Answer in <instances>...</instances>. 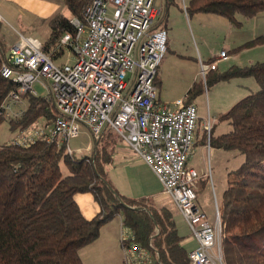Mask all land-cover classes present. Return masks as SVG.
<instances>
[{
  "label": "trees",
  "instance_id": "obj_1",
  "mask_svg": "<svg viewBox=\"0 0 264 264\" xmlns=\"http://www.w3.org/2000/svg\"><path fill=\"white\" fill-rule=\"evenodd\" d=\"M165 12L178 0H162ZM92 0H62L73 16L83 21L84 9ZM186 12L214 14L240 24L238 16L252 18L264 12V0H190ZM160 16L155 28L165 29ZM0 23V107L18 84L2 76V66L11 44L1 32ZM45 51L54 60L63 56L56 49L60 38L76 29L61 12L49 21ZM264 45V36L236 48L238 53ZM236 77H254L259 90L236 103L221 115L229 121L228 133L213 137L218 149L244 156L241 166L231 172L223 194L221 221L226 264H264V61L247 67L232 66L225 72L212 70L204 83L195 84L189 99L204 92L205 86ZM157 85V79H156ZM24 114L19 119L0 115V125L8 120L12 131L22 132L40 119L45 125L58 117L53 100L25 95ZM188 103H191L188 101ZM117 134L107 127L94 140L90 152L70 155L66 145L38 139L30 145L0 143V264H83L80 250L96 241L101 226L120 216L135 242L146 248L156 264H191L183 246L172 210L141 199L121 196L107 179L113 162ZM63 165L68 173L63 172ZM92 192L101 211L92 219L84 217L74 198Z\"/></svg>",
  "mask_w": 264,
  "mask_h": 264
},
{
  "label": "built area",
  "instance_id": "obj_2",
  "mask_svg": "<svg viewBox=\"0 0 264 264\" xmlns=\"http://www.w3.org/2000/svg\"><path fill=\"white\" fill-rule=\"evenodd\" d=\"M157 1L92 0L83 21L69 19L75 34H64L56 46L73 50V65L58 64L43 41L18 33L1 70L18 89L3 102L0 115L21 118L26 109L21 108L22 97H39L35 89L39 85L48 92L45 98L53 100L58 117L50 125H33L22 132L18 143L30 145L41 138L66 145L73 155L69 141L78 138L82 128L96 140L110 127L152 170L186 220L198 243L189 253L191 264H226L220 208L215 202V220L209 222L197 204L200 175L187 166L196 139L197 107L187 98L172 104L158 98L156 79L168 51V32L154 27L162 14ZM227 57L222 51L212 63L201 64L204 81ZM204 129L210 133V123ZM124 229V263L156 264L154 256Z\"/></svg>",
  "mask_w": 264,
  "mask_h": 264
},
{
  "label": "rangeland",
  "instance_id": "obj_3",
  "mask_svg": "<svg viewBox=\"0 0 264 264\" xmlns=\"http://www.w3.org/2000/svg\"><path fill=\"white\" fill-rule=\"evenodd\" d=\"M161 1H157V5L160 8ZM189 2L190 0H178V4L175 6H178L181 11L175 7L171 8L168 37L172 39V42L170 47H168L165 60H172L174 51L179 50L184 55L192 57L191 61L185 59L182 64L185 63L192 66L195 63V59L198 58L196 47L202 51L203 48L207 47L210 50L211 58H214L222 49L229 46L227 49L230 58L219 65V72H225L232 66H250L251 64L248 61L253 56L256 63L264 61V50L259 51L257 49L259 47H255L254 51L240 50L238 53H241V57L238 61H233L231 57L237 53L234 50L240 47H237L238 41H246L245 39H249L248 37L256 39L261 37V35L264 36V12L252 18H245L240 15L238 16L240 24H233L228 19L214 14L188 13L185 8L189 6ZM62 7V0H0V14L4 17L1 32L11 45L18 39L17 31L45 41L50 32L49 21L62 10ZM63 11L67 12L66 9H63ZM185 25H187V30ZM198 31L204 36L202 43L200 42ZM233 44L234 46H230ZM63 49V56L57 60V63L73 65L75 53L68 46ZM222 82L223 85H218V83L209 85L207 93L204 89V93H200L193 98L199 114L203 116V121L206 124L210 123L214 138L231 130L229 121L221 119V115L230 111L236 103L248 95L259 90L254 77H236L229 82ZM161 84V89L158 87L157 90L162 92V100L167 102V97L172 96L176 92L179 81L176 75L169 74ZM35 89L40 97H47L48 92L39 85H35ZM236 92L241 94L227 103L226 99L228 96H233ZM26 106L27 102L25 100L23 107ZM34 126L44 127L45 121L40 119ZM211 132L198 134L195 152L188 166L196 167L202 177H204L205 182L201 184L197 194V204L201 211L207 214V220L214 222L215 201L221 208L223 193L228 188L231 179L230 174L241 166L245 158L235 151H226L211 146ZM20 138L21 133L12 131L8 120L1 123L0 143L18 142ZM116 142L113 162L107 167V179L112 187L121 196L130 200L139 201L146 199V201L153 202L158 207H169L173 212L179 233L183 236L191 235L194 238L186 220L177 211L172 198L163 193V187L152 170L119 136ZM90 144L93 146L94 139L87 128H82L79 137L69 141V146L76 154L79 153V150L82 153L90 152L91 149L87 150ZM63 172L65 174L68 173L64 165ZM74 198L87 219L94 218L101 211V205L92 192L77 193ZM124 231L120 216L106 221L101 226L99 237L95 241L96 246H101L100 254H107L105 250L107 242H119V245L122 246L121 240ZM109 252L110 254L113 252L111 246L109 247ZM111 258L113 260L116 259L114 255Z\"/></svg>",
  "mask_w": 264,
  "mask_h": 264
},
{
  "label": "crops",
  "instance_id": "obj_4",
  "mask_svg": "<svg viewBox=\"0 0 264 264\" xmlns=\"http://www.w3.org/2000/svg\"><path fill=\"white\" fill-rule=\"evenodd\" d=\"M160 3H161V8H162V14H161V16L163 17V19H162L163 24L162 25L167 30L168 36H169V28L170 27L168 26V22H169V16H170L171 8L172 7H175L176 9H179V11H181V10H180V8L178 6L172 5L165 12V5L163 4V1H161ZM63 9H66L67 12H64ZM185 10H186V8H185ZM60 12L65 17H67L68 19H70V18L73 17L71 11L67 7H62V10ZM3 20H4V17H3ZM185 27H186V30H187V25H185ZM18 33H21V32H18L17 31V36H18ZM197 33L199 34L200 42L202 43L204 41V36L199 31ZM194 36H195V34H194ZM189 37H190V33H189ZM248 38L249 39H245L246 41H238L239 43H237V47L238 46H241L242 44H244L246 42H249V41L253 40V38H251V37H248ZM171 42H172V39H169V37H168V47H170V43ZM230 46H234V44L233 45H230ZM257 47H259V48H257ZM227 48H229V46H226L224 49H222L220 51V53L222 51H226L227 54H228V57L217 65L216 70H218V71H219V65H221L227 59L230 58V54H229V51H228ZM256 48L259 49V51H262V50H264V45L256 46ZM256 48L255 47H252L251 49L249 48L246 51H254V49H256ZM169 50H170V48H169ZM196 52H197L198 58L195 59V63L192 66H190V64H185V63L182 64L183 60L188 59L189 61H191L192 57H189V56L184 55L179 50L174 51V56H173L172 60H169V59H166L165 60L164 59L162 65H161V67L159 69V72H158L157 85H156L157 89H158V87H159V89H161V85H162L161 83H163V80L165 81L166 76L169 75V74L170 75H172V74L176 75V78L179 81V84L176 87V92L173 93L172 96H168L167 97V99H166L167 102H165V101L162 100V97H161L162 92L161 91L158 92V98H159V101L161 103L172 104L176 100H180V99L187 98L188 101H190L191 103H193L195 105L194 99H189V91L192 89V87L195 84H197V83H204L205 82L204 79H203V77H202V75H201V64L202 63L203 64L212 63L213 61H215L220 56V53H219L214 58H211L210 50H208L207 47L206 48H203V51L201 49H199V48L196 47ZM231 57H232V60L233 61H238V60H240L241 53H236V54L232 55ZM248 62L251 65L255 64L256 63L255 62V57L254 56L253 57H250ZM244 66L247 67V65H244ZM218 85H223V82H218ZM204 89H205V91L207 93V90H209V87L205 86ZM239 94H241V93L236 92L233 96H228L227 99L225 98L226 99V102L228 103V102L232 101L237 96H239ZM195 106L197 107V105H195ZM21 108H24V107L22 106ZM197 110H198V107H197ZM198 116H199V119H198L197 131H196L195 144H194V148H193L192 154L189 157L188 164H189V162L191 160L192 155L195 152V145L198 142V140H197L198 134L199 133H205L206 134V132L204 130V125L206 123L203 121V116H201L199 114V110H198ZM212 132H213V129H212ZM220 135H218V136H220ZM188 164H187V166H188ZM190 168H194V169H196L198 171V169L196 167H193L192 166ZM198 173L200 175V179H199V182H198L197 192H199V187L201 186V184L205 182L204 181V177H202V174L200 173V171H198ZM175 207H176V205H175ZM176 209L180 213V211H179V209L177 207H176ZM203 213L208 218L207 214L205 212H203ZM211 223H213V222H211ZM181 236L183 237V246L189 252H191L192 250H194L198 246L197 241L194 238H192L191 235H189V236H183V235H181ZM110 246H111V249L113 251L112 254H110V252H109V247ZM100 247L99 246H96V244L94 242V243H92V244H90V245L82 248L80 250V257H81V260H82L83 264H125L124 263V253H123V249L121 248L122 246L119 245V242H107V245L105 246V248H106L105 250H106L107 254H100ZM113 255L116 257V259H114V260L111 258V257H113Z\"/></svg>",
  "mask_w": 264,
  "mask_h": 264
},
{
  "label": "bare ground",
  "instance_id": "obj_5",
  "mask_svg": "<svg viewBox=\"0 0 264 264\" xmlns=\"http://www.w3.org/2000/svg\"><path fill=\"white\" fill-rule=\"evenodd\" d=\"M207 77V76H206Z\"/></svg>",
  "mask_w": 264,
  "mask_h": 264
}]
</instances>
